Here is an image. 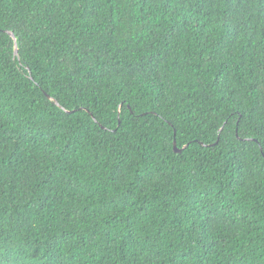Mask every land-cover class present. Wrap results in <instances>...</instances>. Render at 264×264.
<instances>
[{"label":"trees","instance_id":"trees-1","mask_svg":"<svg viewBox=\"0 0 264 264\" xmlns=\"http://www.w3.org/2000/svg\"><path fill=\"white\" fill-rule=\"evenodd\" d=\"M0 264H264V0H0Z\"/></svg>","mask_w":264,"mask_h":264},{"label":"water","instance_id":"water-1","mask_svg":"<svg viewBox=\"0 0 264 264\" xmlns=\"http://www.w3.org/2000/svg\"><path fill=\"white\" fill-rule=\"evenodd\" d=\"M7 32L12 38H14V35L12 32H10V31H7ZM16 53H17V47H16V44L14 43V54H16ZM46 96L50 98V96L48 94H46ZM55 104H58V103L55 102ZM173 149L176 152L181 151V149L177 148L175 140H173Z\"/></svg>","mask_w":264,"mask_h":264}]
</instances>
